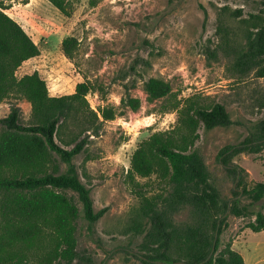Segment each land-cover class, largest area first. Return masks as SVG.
Instances as JSON below:
<instances>
[{"label":"trees","instance_id":"16d2710c","mask_svg":"<svg viewBox=\"0 0 264 264\" xmlns=\"http://www.w3.org/2000/svg\"><path fill=\"white\" fill-rule=\"evenodd\" d=\"M5 1L9 0H0V104L10 101L11 107L0 120V264H78L82 260L76 237L80 210L66 191L77 193L88 223L100 215L94 214L89 189L71 162L83 150L85 140L80 135L98 136L104 123L139 111L142 101L130 92L135 84H125L118 106L93 110L87 96L97 93L104 99L105 90L86 76L73 93L58 97L49 95L36 71L17 77V70L37 57L39 49L5 13ZM47 1L61 15H72L71 0ZM241 1H259L264 7V0ZM236 14L241 16L242 11ZM241 23L244 41L235 50L229 70L232 79L243 84L248 77L264 79V11L249 14ZM77 46L75 38L63 39V56L72 61ZM142 90L147 103H160L161 113H175L176 124L150 134L130 157L126 182L138 206L131 211L128 231L142 236L133 256L143 264H245L231 240L223 242L221 235L228 216H254L245 228L264 231V181L247 183L245 170L230 165V159L242 152L264 151V118L241 144L219 153L249 203L228 201L195 149L201 128L211 131L233 124L226 107L201 94L180 100L168 81L156 77L143 81ZM255 100L264 108V97ZM20 101L30 105L28 125L21 122ZM182 211L188 218L179 223L176 217Z\"/></svg>","mask_w":264,"mask_h":264},{"label":"rangeland","instance_id":"374dc122","mask_svg":"<svg viewBox=\"0 0 264 264\" xmlns=\"http://www.w3.org/2000/svg\"><path fill=\"white\" fill-rule=\"evenodd\" d=\"M71 1L70 17L61 15L47 0L4 2L5 13L22 26L39 49V55L24 62L16 75L38 72L53 97L73 93L86 76L105 90L104 99L97 93L87 96L93 110L118 106L124 85L135 84L130 92L141 99L140 110L104 123L98 136L83 132V150L71 159L99 218L88 223L77 193L67 190L66 194L75 198L80 210L76 237L82 260L78 264H143L133 256L142 236L128 231L138 200L126 182V172L131 154L142 140L176 124L175 113H161L159 102H146L143 81L160 78L171 84L180 100L201 94L226 107L233 124L211 131L201 128L195 149L221 196L249 203L222 165L219 153L241 144L254 124L264 118V108L255 100L264 97V79L248 77L243 84L238 83L229 70L235 50L244 41L241 20L264 11V7L259 1L241 0ZM238 11H242L241 16ZM67 37L78 41L72 61L61 51V42ZM17 104L22 124L28 125L30 105L24 101ZM10 107V101L0 104V120L9 114ZM71 130L80 132L73 126ZM230 165L243 168L249 184L264 181V151L238 153ZM61 167L62 172L67 170L66 164ZM256 210L258 207L253 208ZM187 218V212L182 211L176 221ZM253 219L228 216L221 239L231 240L245 264H264V232L245 228Z\"/></svg>","mask_w":264,"mask_h":264},{"label":"crops","instance_id":"0c3cea01","mask_svg":"<svg viewBox=\"0 0 264 264\" xmlns=\"http://www.w3.org/2000/svg\"><path fill=\"white\" fill-rule=\"evenodd\" d=\"M31 74V73H30ZM264 232V231H263ZM241 255V254H240ZM245 262V261H244Z\"/></svg>","mask_w":264,"mask_h":264},{"label":"water","instance_id":"95a60500","mask_svg":"<svg viewBox=\"0 0 264 264\" xmlns=\"http://www.w3.org/2000/svg\"><path fill=\"white\" fill-rule=\"evenodd\" d=\"M215 237H216V235H215Z\"/></svg>","mask_w":264,"mask_h":264}]
</instances>
